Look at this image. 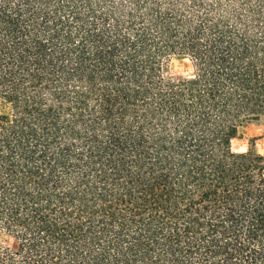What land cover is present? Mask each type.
<instances>
[{
  "label": "trees",
  "instance_id": "obj_1",
  "mask_svg": "<svg viewBox=\"0 0 264 264\" xmlns=\"http://www.w3.org/2000/svg\"><path fill=\"white\" fill-rule=\"evenodd\" d=\"M0 101V264H264V0H0Z\"/></svg>",
  "mask_w": 264,
  "mask_h": 264
},
{
  "label": "rangeland",
  "instance_id": "obj_2",
  "mask_svg": "<svg viewBox=\"0 0 264 264\" xmlns=\"http://www.w3.org/2000/svg\"><path fill=\"white\" fill-rule=\"evenodd\" d=\"M184 58V57H177ZM184 71L174 70L171 74L175 77H189L194 74V68L191 60L188 58L187 63L183 64ZM191 69V71H188ZM184 72L188 74L185 75ZM254 147L257 151L264 153V124L251 123L246 126L243 133L232 141V147L235 151L248 150Z\"/></svg>",
  "mask_w": 264,
  "mask_h": 264
},
{
  "label": "clouds",
  "instance_id": "obj_3",
  "mask_svg": "<svg viewBox=\"0 0 264 264\" xmlns=\"http://www.w3.org/2000/svg\"><path fill=\"white\" fill-rule=\"evenodd\" d=\"M187 60L188 58L187 57H184V58H177L175 56L173 57H170L169 60H168V68L171 71H174V70H179V71H184L183 69V64L184 63H187ZM188 71H191V69H189ZM185 75H187L188 73L187 72H184ZM165 75H167V73H165ZM0 103H3L2 101H0ZM241 151H243V149H241ZM264 154V153H262Z\"/></svg>",
  "mask_w": 264,
  "mask_h": 264
}]
</instances>
